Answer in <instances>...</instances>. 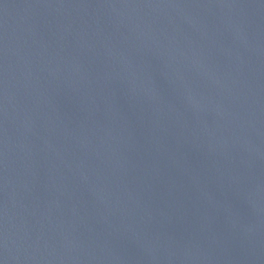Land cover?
Listing matches in <instances>:
<instances>
[{
    "label": "water",
    "instance_id": "1",
    "mask_svg": "<svg viewBox=\"0 0 264 264\" xmlns=\"http://www.w3.org/2000/svg\"><path fill=\"white\" fill-rule=\"evenodd\" d=\"M0 264H264V0H0Z\"/></svg>",
    "mask_w": 264,
    "mask_h": 264
}]
</instances>
